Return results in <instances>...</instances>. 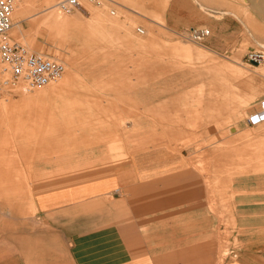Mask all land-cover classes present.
I'll use <instances>...</instances> for the list:
<instances>
[{"label": "rangeland", "instance_id": "374dc122", "mask_svg": "<svg viewBox=\"0 0 264 264\" xmlns=\"http://www.w3.org/2000/svg\"><path fill=\"white\" fill-rule=\"evenodd\" d=\"M60 1L17 0L12 13V39L63 61L66 71L32 91L0 86V165L15 167L11 182L0 184V225L20 224L39 191L88 180L99 164L168 145L188 157L222 228L219 263L211 256L207 264L236 262L238 223L253 218L250 199H264V121H248L264 108V62L247 60L251 51L264 52L263 20L256 15L246 23L247 8L233 9L249 35L217 52L183 35L191 24L167 22L173 0H80L71 13ZM174 3L182 18L192 2ZM196 10L186 8L185 18ZM187 45L197 53L189 55ZM70 70L66 92L47 96ZM36 95L41 99L31 105Z\"/></svg>", "mask_w": 264, "mask_h": 264}, {"label": "crops", "instance_id": "0c3cea01", "mask_svg": "<svg viewBox=\"0 0 264 264\" xmlns=\"http://www.w3.org/2000/svg\"><path fill=\"white\" fill-rule=\"evenodd\" d=\"M190 1L182 18L175 0L169 3L167 22L191 24L183 30L209 28L204 43L217 52L229 51L249 35L233 9L247 8L246 23L253 24L256 15L264 22V0ZM188 7L198 8L196 17L185 18ZM73 77L68 71L47 96L66 92ZM1 165L0 184L11 182L14 165ZM92 171L88 180L39 191L20 224L0 225V264H207L211 256L219 263L222 228L183 151L154 146L136 151L127 162L99 164ZM242 198H235L238 222ZM250 200L253 218L238 223L242 246L232 264H264V199Z\"/></svg>", "mask_w": 264, "mask_h": 264}, {"label": "built area", "instance_id": "2783aa9c", "mask_svg": "<svg viewBox=\"0 0 264 264\" xmlns=\"http://www.w3.org/2000/svg\"><path fill=\"white\" fill-rule=\"evenodd\" d=\"M17 0H0V86L21 85L28 91L46 87L57 81L66 71L63 61L55 57L33 52L20 41L12 39L10 30L13 26L12 13ZM82 7L80 0H62L59 8L71 13ZM143 33V29H139ZM183 35L197 42H204L210 36L207 27H192L183 31ZM251 63L262 64L264 52L251 51L247 54ZM250 124L264 121V108L252 114L248 119Z\"/></svg>", "mask_w": 264, "mask_h": 264}, {"label": "bare ground", "instance_id": "6f19581e", "mask_svg": "<svg viewBox=\"0 0 264 264\" xmlns=\"http://www.w3.org/2000/svg\"><path fill=\"white\" fill-rule=\"evenodd\" d=\"M52 15H54V18L59 20V21H63V19H61V17L59 15H57L56 13H53ZM183 48L188 52L189 55H192L194 51V49L192 48V46H183ZM197 53V52H196ZM245 115V114H244Z\"/></svg>", "mask_w": 264, "mask_h": 264}]
</instances>
